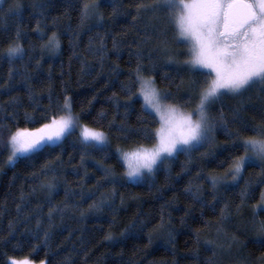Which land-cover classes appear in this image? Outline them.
Instances as JSON below:
<instances>
[{
    "label": "trees",
    "instance_id": "16d2710c",
    "mask_svg": "<svg viewBox=\"0 0 264 264\" xmlns=\"http://www.w3.org/2000/svg\"><path fill=\"white\" fill-rule=\"evenodd\" d=\"M156 2L1 0L0 264L264 262V237L240 224L243 218L264 224V211L251 216L264 187L261 163L246 167L235 184L216 189L211 183L243 153L232 148L241 122L252 128L264 120V85L214 101L208 111L212 138L202 146L139 182L124 177L117 149L152 146L158 126L127 92L137 63L167 94L165 102L183 110L197 104L210 81L192 69L167 12L151 7ZM138 4L145 6L139 12ZM54 33L56 50L48 46ZM16 45L23 56L9 61L7 51ZM65 97L79 123L106 133L107 149L85 147L73 132L6 165L8 138L49 122L45 117ZM254 135L240 132L241 139ZM226 242L237 250L220 252Z\"/></svg>",
    "mask_w": 264,
    "mask_h": 264
},
{
    "label": "snow or ice",
    "instance_id": "6c2138e0",
    "mask_svg": "<svg viewBox=\"0 0 264 264\" xmlns=\"http://www.w3.org/2000/svg\"><path fill=\"white\" fill-rule=\"evenodd\" d=\"M19 7L16 6L17 10ZM144 7L138 4L137 11ZM151 7L167 12L181 40L191 44V60L188 63L192 69L201 76L212 78L205 80L206 87L200 93L194 112L184 113L164 103L168 99L167 94L157 89L156 81L152 76H146L141 64L137 63L136 77L127 86V92L131 94L130 99L142 98V111L149 116L154 112L159 117L160 126L155 129V144L152 147L140 145L127 151L117 149L125 168L124 175L131 182L153 175L165 161L207 142L210 131L207 110L210 103L229 94L242 96L256 84L264 85V0H157ZM87 11L88 6L85 7V15ZM48 46L52 50L59 48L55 33L49 38ZM22 56L23 49L19 45L9 47V61ZM137 56L139 59V53ZM205 69L208 71H203ZM133 88L137 90L133 91ZM45 119L49 122L35 130L18 129L11 135L8 141L11 146L10 165L62 143L77 127L82 145L99 151L107 149L106 133L79 123L80 115H73L68 97L64 98L61 108ZM244 131H252L255 135L241 139L240 132ZM233 135L237 139L233 141L232 148L244 152L233 161V180L237 181L244 169L253 166L255 160L262 162L261 175H264V120L252 128L241 122V127ZM146 138L152 139V136ZM256 207L264 211V193L261 204ZM259 232L264 237V224H261ZM11 264L30 262L13 260Z\"/></svg>",
    "mask_w": 264,
    "mask_h": 264
},
{
    "label": "rangeland",
    "instance_id": "374dc122",
    "mask_svg": "<svg viewBox=\"0 0 264 264\" xmlns=\"http://www.w3.org/2000/svg\"><path fill=\"white\" fill-rule=\"evenodd\" d=\"M0 2H1V0H0ZM176 39H177V41H179V42H183L184 43V47H186V51H187V54H188V59H189V61L191 60V44L189 43V42H184V41H182L181 40V38L179 37V35H178V32L176 31ZM190 64V63H189ZM190 66H191V64H190ZM192 67V66H191ZM203 71H205V72H207L208 70L207 69H205V70H203ZM212 77H210V79H211ZM158 89V88H157ZM140 100H141V102L143 103V100H142V98H139ZM199 99H200V97H199ZM164 103L165 104H168V105H173V104H170V103H167V102H165L164 101ZM198 103H199V100H198V102H197V104L192 108V109H188V110H183L182 108H179L178 106H176V105H173V106H175V107H177L180 111H182V112H184V113H191V112H194V110L196 109V107H197V105H198ZM213 103V102H212ZM212 103H210L209 105H208V110H207V115H208V111H209V107H210V105L212 104ZM156 118H157V120H158V126H157V128L160 126V121H159V117L158 116H156V114L153 112L152 113ZM194 119L196 118L195 116L193 117ZM74 132H76L77 133V135H78V137H79V127H77L76 128V130L74 131ZM208 136H209V138L211 139L212 138V132H211V129H210V131H209V134H208ZM11 137V136H10ZM10 137L8 138V140H7V144H6V154H5V157H4V161H5V164L6 165H9V162H8V157H9V155L11 154V146L9 145V143H8V141H9V139H10ZM154 144H155V142H154ZM153 144V145H154ZM152 145V146H153ZM152 146H145V147H152ZM242 155H244V152L240 155V156H242ZM123 163V162H122ZM257 163H262L261 161H259V160H255L254 161V164H257ZM233 167H234V165H233V163H232V166L224 173V174H219V175H216V176H214V177H212V179H211V183L212 184H214V186L215 187H217L216 189H219L220 187H223V186H227V185H230V184H235L238 180H239V178L240 177H238V179H237V181H234L233 180V175H232V169H233ZM124 177H125V179L126 180H128L127 178H126V176L124 175ZM146 177V176H145ZM262 193H264V187L262 188V192H261V195H262ZM259 204H261V197H260V199H259V201L258 202H256V203H254L253 205H252V207H251V216H256L257 215V213L260 211L256 206L257 205H259ZM241 222L242 223H240L241 224V228L242 229H245V231L248 233V232H253L254 233V231H258L259 230V228H260V222L259 221H256V220H254V218H252V222L251 223H249L248 221H245L244 220V218H243V220H241ZM237 248V245L236 244H233L232 242L230 243V242H226V243H222L221 245H219V248H218V250L220 251V252H228V251H235V250H237L236 249ZM262 264H264V262L262 263Z\"/></svg>",
    "mask_w": 264,
    "mask_h": 264
}]
</instances>
